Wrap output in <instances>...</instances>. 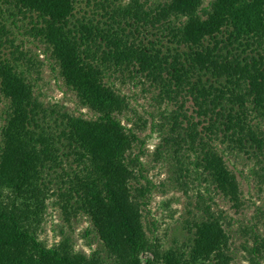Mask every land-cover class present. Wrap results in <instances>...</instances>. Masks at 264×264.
<instances>
[{"label": "trees", "instance_id": "obj_1", "mask_svg": "<svg viewBox=\"0 0 264 264\" xmlns=\"http://www.w3.org/2000/svg\"><path fill=\"white\" fill-rule=\"evenodd\" d=\"M206 1L168 0L148 11L135 2L133 9L120 10L163 28L173 46L165 50L136 43L119 27L77 19L78 0H0L10 17L35 19L31 36L93 116L47 110L18 70L26 54L0 24V49L12 48L11 58L0 50V97L7 102L0 145V264H107L98 251L86 255L68 241L49 247L40 240L52 182L60 185L62 210L88 220L112 264L232 263L225 219L203 200L202 218L192 223L182 247L162 249L147 235L152 186L144 175L141 139L122 122L128 100L114 86L146 81L173 102L167 141L194 154V167L208 186L240 210V185L218 142L247 155L264 154V0ZM253 239L258 245L250 261L260 264L264 242Z\"/></svg>", "mask_w": 264, "mask_h": 264}, {"label": "rangeland", "instance_id": "obj_2", "mask_svg": "<svg viewBox=\"0 0 264 264\" xmlns=\"http://www.w3.org/2000/svg\"><path fill=\"white\" fill-rule=\"evenodd\" d=\"M166 1L168 0H78L76 18L93 20L103 28L112 27L116 30L119 27L125 30L128 39H133L136 43H154L166 50V47L173 46L163 28L157 24L139 22L132 14L124 16L120 13V10L125 12L133 9L135 2L148 11ZM208 2L209 0L205 4ZM9 13L0 2V24L8 31V39L26 54L24 60L17 62L18 70L33 84L35 96L49 111L93 119L92 114L80 106L76 95L64 85L45 46L31 36L30 29L35 19L14 18ZM0 50L11 58L9 52L12 48L8 44ZM28 59L33 65L26 62ZM114 83L116 89L128 100L129 110L122 122L126 127L133 128L141 139L144 175L152 186L149 213L144 220L147 235L155 238L162 249L182 247L191 237L192 223L202 218L203 200L204 205L209 206L213 213L220 214L225 219L230 235L231 264H251L252 249L258 245L253 236L264 242V154L247 155L218 142L228 168L235 173L240 185L243 207L235 211L229 202L208 186L201 172L196 171L195 155L188 153L185 148L179 151L167 141L170 137V123L166 118L172 115L176 105L158 96L157 88L146 81ZM6 103L0 97V145L7 113ZM191 106V101L188 100L185 109L190 114ZM69 169L67 167L66 171L70 173ZM52 184L54 194L46 202L40 240L49 247L68 241L76 252L89 255L98 251L107 264H112L88 220L81 214L72 211L65 213L62 210L57 191L60 185L57 182ZM258 261L264 264V250Z\"/></svg>", "mask_w": 264, "mask_h": 264}]
</instances>
